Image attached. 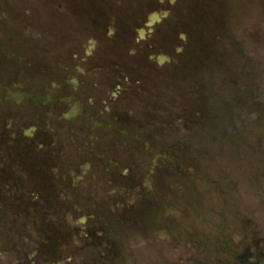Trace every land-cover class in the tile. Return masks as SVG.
<instances>
[{"label": "flooded vegetation", "instance_id": "1", "mask_svg": "<svg viewBox=\"0 0 264 264\" xmlns=\"http://www.w3.org/2000/svg\"><path fill=\"white\" fill-rule=\"evenodd\" d=\"M263 82L264 0H0V264H264L184 147H244L264 206Z\"/></svg>", "mask_w": 264, "mask_h": 264}, {"label": "rangeland", "instance_id": "2", "mask_svg": "<svg viewBox=\"0 0 264 264\" xmlns=\"http://www.w3.org/2000/svg\"><path fill=\"white\" fill-rule=\"evenodd\" d=\"M180 145L182 143H179ZM189 145V146H188ZM184 147L186 148V152L190 153V156L186 158L187 161H191V167L195 169L197 168V172L202 173L203 171L209 170L208 174L211 179L218 180L220 176L222 177V171L224 169L222 164L224 163L225 155H221L218 160L215 159L217 147L215 145L202 144V143H185ZM183 152V150H181ZM224 156V157H223ZM216 160V161H215ZM193 164V165H192ZM222 165V166H221ZM198 166V167H197ZM218 176V177H217ZM217 177V178H216ZM216 178V179H215ZM237 176L231 175L230 181L228 183H234ZM241 187V182L238 183ZM238 203L240 205V210L244 213V215L248 217H253L255 223H257V232L264 233V220L257 215L260 211L264 213V210L260 207V203L252 198V194L249 191L243 192L238 190ZM252 214H256L252 216ZM262 236V235H261ZM191 241V240H190ZM174 247L177 248V252H174ZM173 245L169 248V253L176 256L178 262H184V260L194 259L196 251L198 249L197 243L191 241V243L184 242H176V245Z\"/></svg>", "mask_w": 264, "mask_h": 264}, {"label": "bare ground", "instance_id": "3", "mask_svg": "<svg viewBox=\"0 0 264 264\" xmlns=\"http://www.w3.org/2000/svg\"><path fill=\"white\" fill-rule=\"evenodd\" d=\"M246 69V68H245ZM248 71V70H247ZM244 83V80L240 77V84L242 85ZM248 86V85H247ZM262 89V88H260Z\"/></svg>", "mask_w": 264, "mask_h": 264}]
</instances>
